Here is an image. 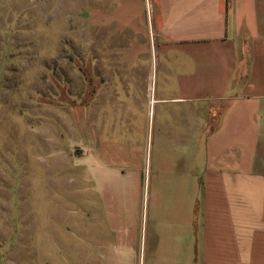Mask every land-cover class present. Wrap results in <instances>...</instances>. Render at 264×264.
I'll list each match as a JSON object with an SVG mask.
<instances>
[{
	"label": "crops",
	"instance_id": "crops-1",
	"mask_svg": "<svg viewBox=\"0 0 264 264\" xmlns=\"http://www.w3.org/2000/svg\"><path fill=\"white\" fill-rule=\"evenodd\" d=\"M78 1L96 108L65 262L264 264V0Z\"/></svg>",
	"mask_w": 264,
	"mask_h": 264
},
{
	"label": "rangeland",
	"instance_id": "rangeland-1",
	"mask_svg": "<svg viewBox=\"0 0 264 264\" xmlns=\"http://www.w3.org/2000/svg\"><path fill=\"white\" fill-rule=\"evenodd\" d=\"M78 8L0 0V264H67L65 241L78 239L69 222H79L81 145L94 139L96 108Z\"/></svg>",
	"mask_w": 264,
	"mask_h": 264
}]
</instances>
